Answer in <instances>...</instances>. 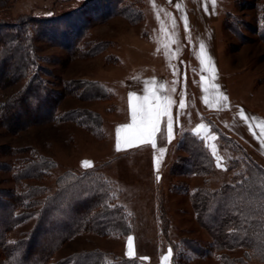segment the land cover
I'll list each match as a JSON object with an SVG mask.
<instances>
[{"label": "rangeland", "instance_id": "rangeland-1", "mask_svg": "<svg viewBox=\"0 0 264 264\" xmlns=\"http://www.w3.org/2000/svg\"><path fill=\"white\" fill-rule=\"evenodd\" d=\"M141 1V21L133 22L124 16L113 15L88 25L78 42L83 49L102 43V49L94 56L76 57L56 45L46 34L38 32L34 36L33 53L40 67L38 76L48 88L64 92L65 82L91 80L101 84L108 95L106 99H82L73 94L57 102L56 114L74 108L96 113L101 120L97 133L87 127L86 124L95 125L85 117L25 127L18 123L6 124L4 117L0 119V163L10 165L8 169H0V195L10 191L25 193L34 186L39 188L38 193L24 197L25 203L31 200L37 203L17 209V214L28 212L30 215L13 227L8 241L22 239L32 229L45 198L57 191L58 176L65 172L93 171L97 179L106 184L109 205L124 214L130 232L121 234L119 230L111 229L101 235L81 231L54 252L52 261L72 253L96 250L104 261L161 264V257L171 249L168 264H221V254L244 264H264L250 256V250L243 246L225 249L218 254L209 252L212 236L196 219L192 194L200 188L213 191L222 185H234L243 178L248 182L246 165L264 169V153L254 156L244 144L229 135L223 113L219 115V112L199 108L196 78L190 66L183 67V60L162 61L168 66L165 71L170 80L168 92L164 95L174 101L170 108L174 133L171 142L166 135L161 137L158 133L155 148L151 143H144L127 148L122 145L120 151L116 150V128L125 120L123 81L129 74L128 62L149 66L155 61L161 65L153 56L155 49L162 48L170 53L173 48L180 47L173 46L172 39L183 37L174 30L175 22L170 17L167 0ZM84 2L86 0H0V20L47 19L70 12ZM263 2L215 0L221 15L217 24L219 63L228 96L234 98L235 105L242 110L253 112V116L256 113L264 115V41L256 33ZM227 16L232 17L226 19ZM231 20L237 26V32L229 28L230 24L226 25ZM151 37L157 39L150 41ZM163 38V45H159L158 39ZM139 39L140 44L135 45ZM137 46L139 51L135 50ZM169 65L175 68L173 76H169ZM17 87L18 83L4 86L0 83V106ZM173 87L174 92L171 91ZM182 98L186 106L181 110L179 102ZM164 119L162 129H166L168 123V117ZM197 125L205 126L200 132L208 139L201 142L214 162L212 170L206 173L187 172L180 168L187 154L179 141L184 135L193 134ZM209 145L223 157V167H217ZM161 148L165 149L162 158ZM38 158L48 159L54 166L39 179H23L17 183L16 172L24 161ZM237 158L240 161L234 163ZM83 161L90 162V166H82ZM261 183L264 181L254 182L255 185ZM57 208L54 213L51 210L50 215L56 217L62 206L57 205ZM128 236L133 237L135 251V257L131 259L125 255ZM143 257L147 259H141Z\"/></svg>", "mask_w": 264, "mask_h": 264}, {"label": "trees", "instance_id": "trees-1", "mask_svg": "<svg viewBox=\"0 0 264 264\" xmlns=\"http://www.w3.org/2000/svg\"><path fill=\"white\" fill-rule=\"evenodd\" d=\"M141 3V0H86L74 10L56 17L24 18L16 22L0 20V83L2 86L18 83L17 89L1 104L0 119L4 117L6 124L18 123L25 127L85 117L95 125L86 124L91 132L99 130L100 117L90 110L74 108L61 114L55 111L62 97L75 94L82 99H106V89L91 80L65 82L64 92L48 88L38 76L40 67L33 53V38L41 32L52 37L56 45L67 49L73 56H94L102 49V43L83 49L78 42L88 25L113 15L124 16L133 22L141 21ZM262 10L256 33L264 41V2ZM229 17L232 16L226 19ZM232 21L226 25L230 24L229 28L237 32V26ZM201 141L193 134H186L179 141L187 154L181 170L196 173L212 170L214 162ZM238 161L239 158L234 163ZM53 166L52 161L44 158L26 160L16 172V182L39 179ZM246 167L248 182L243 178L240 183L222 185L213 191L197 189L192 194L193 207L199 224L212 236L210 253L218 254L225 249L243 246L250 250V256L264 262V183L254 184L264 181V169ZM2 168L8 169L10 165L0 163ZM56 183V193L45 198L32 229L14 242L8 241L9 232L30 215L28 212L17 214L16 211L37 203L36 200L25 203L24 197L38 193L39 188L34 186L25 193L10 191L0 195V264H105L101 253L96 250L72 253L57 261H52V255L65 241L81 231H94L101 235L111 229L119 230L121 234L130 232L124 214L118 208L110 207L106 184L97 179L93 171L65 172L57 177ZM56 204L62 206V212H57L59 217L50 215L58 209ZM219 259L221 264H244L222 254ZM112 264L135 262L124 260Z\"/></svg>", "mask_w": 264, "mask_h": 264}, {"label": "crops", "instance_id": "crops-1", "mask_svg": "<svg viewBox=\"0 0 264 264\" xmlns=\"http://www.w3.org/2000/svg\"><path fill=\"white\" fill-rule=\"evenodd\" d=\"M170 17L175 22L174 30L183 36L180 40L172 39V45H178V49H174L169 53L164 52L162 48L156 50L153 54L154 58L159 60L161 65L155 61L147 65L133 64L128 62V77L123 81L124 98L125 101V120L123 124H130L132 122L131 110L129 107V93H136L137 96H144L145 87L147 86L151 90H156L157 95H164L168 92L169 79L165 69L168 67L164 65L162 61H171L170 63L183 60L185 67L190 66L193 70V74L196 78V90L199 93V108L202 111H215L219 112V115H225V128L229 135L236 138L242 144H244L254 156L258 157V153H264V148L261 147L260 140L256 137L260 136V129L256 127L259 121H264V115L256 113L253 116L251 111L243 110L246 117L249 118V122L253 124L254 136L249 130V123H246L238 113L242 110L240 106L235 105V99L228 96V89L226 87V81L222 74V69L219 63V47H218V21L221 15L218 13L216 6H213L211 0H167ZM180 5L177 8V5ZM224 15V13H223ZM222 15V17H223ZM182 17L187 19V30L185 28V21ZM218 26V27H217ZM157 38L151 37L150 41H155ZM163 45L165 39H158ZM140 39L137 40L135 45L140 44ZM145 41V40H144ZM148 40H146L147 42ZM149 43V42H148ZM204 45V50L208 58H210V65L206 62L205 65H201L199 59L200 45ZM135 49V48H134ZM137 46L135 50L139 51ZM169 50V49H168ZM172 50V49H170ZM175 50V51H174ZM133 53V49L130 50ZM161 54V56H159ZM179 66V64H177ZM165 67V68H164ZM173 66L169 65V76H173ZM209 67L214 69L215 79H212V71L206 70ZM202 77L204 79L202 80ZM131 78V79H130ZM209 83H215L219 86L218 92L227 97V101L218 99L217 90L208 88L206 92L204 88H207ZM163 84L164 88H160ZM203 85V87H202ZM205 98L207 103H205ZM234 99V100H233ZM225 103L227 106L225 107ZM257 118L256 121H251V118ZM165 117L161 118L160 127L162 129L164 125ZM226 131V130H225ZM158 134V133H157ZM139 145V144H138ZM137 146V145H136ZM135 147V146H133ZM127 148V147H125Z\"/></svg>", "mask_w": 264, "mask_h": 264}, {"label": "snow or ice", "instance_id": "snow-or-ice-1", "mask_svg": "<svg viewBox=\"0 0 264 264\" xmlns=\"http://www.w3.org/2000/svg\"><path fill=\"white\" fill-rule=\"evenodd\" d=\"M211 3L213 6H215V0H211ZM180 5H177V8H179ZM185 21V28L187 30V19L186 17H182ZM199 59L201 62V65H205L206 62L210 65V58L207 57L206 52L204 50V45L201 43L200 45V52H199ZM209 71H212L213 76L212 79H215L214 76V69L209 67ZM175 74V73H174ZM204 77H202V80ZM175 83V82H174ZM203 87V85H202ZM160 88H164V85L161 84ZM208 88L216 89L218 99L222 101H227V97L223 95L222 93L218 92L219 86L215 83H209L207 88H204V90L207 92ZM171 91H175V88L173 87ZM145 95L144 96H137L136 93H129V107L131 110V116H132V122L130 124H123L116 128V150L120 151L122 149V145L124 147H133L138 144H144V143H151L152 146L156 147V135L157 133H160L161 137H165L168 139L169 142L174 137L173 133V125H172V117L170 108L171 105L174 103V101L171 100L169 96H160L157 95L156 90H151L147 86L145 87ZM207 99L205 98V103H207ZM185 101L182 98L179 102V108L182 110L185 108ZM225 107L227 104L225 103ZM238 115L245 120L246 123H249V130L252 132V134L255 136L256 133L253 131V124L249 122V118L245 116L243 110H241ZM162 117H168V123L166 129H161L160 127V121ZM257 118L252 117L251 121H256ZM204 125H197L195 129H193V134L197 136L198 138L205 139L207 142L206 137L201 135L200 129L204 128ZM256 127L260 129V136L256 137L260 140L261 147L264 148V121H259L256 124ZM214 139V137H212ZM209 147H212L209 145ZM165 151V149L161 148V158L162 154ZM212 154L215 156L217 161V167H223L222 160L223 157L219 156L217 154V151L215 147H212ZM82 166L89 167L90 162L83 161ZM159 179V177H157ZM125 255L129 257L130 259L135 257V251H134V245H133V237L128 236L127 237V250ZM172 255V250L169 249L168 253L163 255L161 257V264H168V261ZM141 259H147V257H143ZM105 264H112L111 261H105Z\"/></svg>", "mask_w": 264, "mask_h": 264}]
</instances>
